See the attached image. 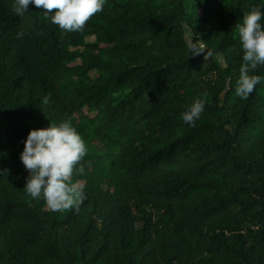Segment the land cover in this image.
I'll return each instance as SVG.
<instances>
[{
  "label": "trees",
  "instance_id": "16d2710c",
  "mask_svg": "<svg viewBox=\"0 0 264 264\" xmlns=\"http://www.w3.org/2000/svg\"><path fill=\"white\" fill-rule=\"evenodd\" d=\"M13 3L0 0V264H264V81L235 95V24L264 0H106L71 34ZM69 117L87 199L52 212L23 190L19 154L30 129Z\"/></svg>",
  "mask_w": 264,
  "mask_h": 264
},
{
  "label": "clouds",
  "instance_id": "9594fccd",
  "mask_svg": "<svg viewBox=\"0 0 264 264\" xmlns=\"http://www.w3.org/2000/svg\"><path fill=\"white\" fill-rule=\"evenodd\" d=\"M30 4L43 9L44 18L57 26L62 34H71L82 33L89 20L104 10L106 0H14L12 10L23 18ZM262 20L264 11L252 7L243 12L241 22L235 24L242 51L235 95L242 100L248 99L256 86L264 81V77L255 74L260 67H264ZM16 35L22 39L26 32L21 28ZM36 35L44 33L37 31ZM206 96L207 93L197 96L181 113L184 124L195 127L205 109ZM50 98V94L44 96L42 103L47 105ZM23 143L19 159L28 173L23 189L25 193L33 200L42 199L52 212L79 211L87 196L84 185L74 182L73 177L84 174V158L88 149L73 126L71 117L59 123L50 121L46 128L30 129ZM8 172V169L2 170L4 176Z\"/></svg>",
  "mask_w": 264,
  "mask_h": 264
},
{
  "label": "rangeland",
  "instance_id": "374dc122",
  "mask_svg": "<svg viewBox=\"0 0 264 264\" xmlns=\"http://www.w3.org/2000/svg\"><path fill=\"white\" fill-rule=\"evenodd\" d=\"M83 114H84V112L81 113V115H83Z\"/></svg>",
  "mask_w": 264,
  "mask_h": 264
}]
</instances>
